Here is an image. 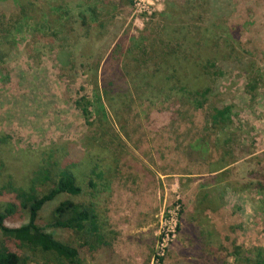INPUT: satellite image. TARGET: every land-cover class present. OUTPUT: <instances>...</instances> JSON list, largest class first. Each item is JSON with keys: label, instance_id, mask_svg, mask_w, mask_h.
Here are the masks:
<instances>
[{"label": "rangeland", "instance_id": "1", "mask_svg": "<svg viewBox=\"0 0 264 264\" xmlns=\"http://www.w3.org/2000/svg\"><path fill=\"white\" fill-rule=\"evenodd\" d=\"M95 4L94 20L82 24L79 12L90 19L87 9ZM184 27L198 43L195 52L204 50L205 38L223 50L227 72L218 82V99L233 105L229 133L208 127L204 109L182 107L175 120L163 113L170 112L165 94L138 89L136 95L130 78L154 72L152 50L164 46L165 52L168 38L180 37ZM141 35L142 44L133 41ZM116 42L118 62L127 64L118 71L130 72L118 86L130 91L119 100L108 96L109 110L101 88L104 59L97 72L93 68L95 56H106V44ZM144 44L153 48L140 54ZM67 50L75 59L73 82L61 67ZM0 51L6 55L0 62V211L3 185L10 181L35 193L28 186L34 165L50 152L59 161L76 151L86 193L77 199L94 196L97 224L109 244L91 250L73 231L47 229L78 249L80 264H245L264 248V80L254 96L245 91L246 67L264 72V0H0ZM81 97L90 102L87 118L76 104ZM241 145L251 154L234 158ZM220 155L230 161L224 200L199 204L209 164ZM93 164L104 171V186L94 193L89 181L99 182ZM62 199L44 208L40 226ZM24 213L9 215L6 225L25 223ZM26 264L48 263L39 257Z\"/></svg>", "mask_w": 264, "mask_h": 264}, {"label": "trees", "instance_id": "2", "mask_svg": "<svg viewBox=\"0 0 264 264\" xmlns=\"http://www.w3.org/2000/svg\"><path fill=\"white\" fill-rule=\"evenodd\" d=\"M96 8L95 4L87 9L88 13L92 15L90 19H88L85 13L79 12L78 16L82 24L87 25L88 21L94 20ZM20 12L21 16H24L22 14L25 12L24 6H21ZM161 14L163 15V13ZM22 17H18L17 21L15 20L17 25L20 23L19 20ZM42 17L47 18L45 14ZM12 27L13 25L7 29L10 34L13 33L11 31ZM115 27L117 31V25ZM14 28L17 33L23 31L21 26H15ZM167 28L166 30H168ZM161 31H165L163 26ZM188 33H191L188 27H184L183 30L181 28L180 37L168 38L165 52L164 46L152 50L157 53L152 63L153 69L156 70L154 72H150L151 70L149 72L140 71L130 78L132 83L136 85V95L138 94V89L142 92L151 93L157 91L165 94L167 97L165 101H169V110L172 114L169 111L163 113H168L169 117L175 120H177V115L180 114L182 107L186 106L196 110L204 109L208 127L215 130V133H229V128L232 125L231 112L233 105L225 104L218 99V82L227 72V64L223 63L225 56H223L224 54L220 56V52L223 50L215 48V45L212 48L210 45L211 40L205 38L202 44L204 50L199 51L197 49V52H195L194 50L198 46V43ZM113 38H115V33L113 34ZM136 39L137 42L139 41L142 44L145 37H142V35L136 38L133 37V41ZM109 45L110 43L106 44L108 51L106 52V56H95L93 68L97 72L98 66L104 59L100 65L102 74L101 88L103 90L102 95L107 99V102L110 95L119 100L121 96H126L128 91H130L128 88L123 89L118 86L121 81L130 76V72L118 71L119 66L126 67L127 65L120 64L121 60L118 54L121 53L120 49H117L120 43L116 42L112 48L113 44ZM146 47L152 49L153 44H144L140 54L148 52ZM174 49L177 50L174 51ZM207 50L212 51L208 53ZM129 51L123 54L122 57L129 56ZM178 51L182 52L183 55H174ZM187 53L190 56L196 53L198 58H194L195 55L193 58H190L186 56ZM64 55V58L60 59L62 72L69 81L73 82L76 68L75 59H69L71 51H65ZM5 56L0 51V62L4 61ZM131 57H133L132 53ZM118 60L120 61L118 62ZM81 64L83 63L80 62V66ZM246 70L248 71V79L245 84V91L252 97L262 85L261 81L264 80V72H261L259 69L258 72H255L248 67H246ZM107 73L112 75L110 79L106 76ZM89 103L86 97H81L76 102L81 113L86 118L89 114ZM107 104L109 110H112L113 104L110 102ZM100 107L104 110L102 103ZM219 139L223 138L220 137ZM192 146L190 145L187 148V158H190L192 155ZM202 152L204 151L202 150L198 156ZM51 153L34 165L35 169L32 172L28 186L35 190V193L26 190L21 184L13 185L10 181L2 186V190L5 191L1 192L3 195V209L0 211V264H26L29 260L36 261L39 257L48 264H80L82 256L78 249L74 248L72 243L56 238L54 232L47 229L48 227L73 231L81 236L82 242H80V245L87 246L91 250L109 244L104 240L103 232H101L103 227L97 224L99 213L94 196L89 194L90 198L88 197L85 200L77 199L86 195L84 188L79 184V174L77 175V167H75L77 164L75 156L78 155V152L72 151V154L65 155L59 161L52 159L53 155ZM243 153L251 154L246 146L241 145L239 153L234 158L240 157ZM229 162V160L224 159V155H220L218 159L210 162L209 173L211 175L201 183L197 203L203 204L206 202L212 205L224 200L223 194L226 185L222 184V178L223 172ZM96 165L93 164L91 166V174L97 178L99 185H97L94 178H92L93 182L89 181L92 193L96 191L95 188L97 186H104L102 182L104 171L102 169L95 171L94 167ZM215 191L219 193L218 195L216 194L217 197H213V192ZM25 198L27 199L25 200ZM60 198L63 199L54 207L47 224L40 226L39 219L44 208ZM261 202L264 203L263 201ZM20 211L21 213L25 212L27 221L18 226L6 225V218ZM92 226L96 227L97 230L93 231ZM245 259V264H264V248H257L252 258L247 257Z\"/></svg>", "mask_w": 264, "mask_h": 264}]
</instances>
